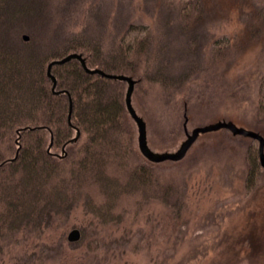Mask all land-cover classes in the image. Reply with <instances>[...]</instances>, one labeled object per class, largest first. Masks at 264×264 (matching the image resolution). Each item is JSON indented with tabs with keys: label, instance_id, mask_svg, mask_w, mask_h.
<instances>
[{
	"label": "rangeland",
	"instance_id": "1",
	"mask_svg": "<svg viewBox=\"0 0 264 264\" xmlns=\"http://www.w3.org/2000/svg\"><path fill=\"white\" fill-rule=\"evenodd\" d=\"M16 1L7 36L40 52L45 45L60 48L67 37L81 34L98 39L107 49L130 22L150 28L152 62H164L175 75L189 73L190 81L171 94L155 88L139 95L133 89L131 102L146 123L147 143L154 152L175 151L186 131L218 121H230L264 138V109L257 112L258 97L264 93V0H200L201 14L190 31L179 21V0ZM70 53L77 52L66 55ZM20 60L23 66L34 61L29 67L35 70L42 59ZM50 81L52 94L64 92L56 84L53 89ZM66 94L69 110L72 100ZM67 123L72 125L68 112ZM77 132L79 137L76 129L69 143L77 141H72ZM18 140L19 135L6 161L16 160ZM253 140L218 129L199 134L179 162H161L166 179L177 182L182 195L183 207L177 212L159 199L137 200L132 194L121 198L109 221L99 222L81 200L64 220L7 231L0 264H12L14 256L26 264H264L263 167L252 189L246 188V148ZM252 144L258 146V141ZM51 145L50 134L47 152L66 154L64 146L56 154ZM23 177L33 182L35 175L27 172ZM72 229L80 231V238L70 242Z\"/></svg>",
	"mask_w": 264,
	"mask_h": 264
},
{
	"label": "trees",
	"instance_id": "2",
	"mask_svg": "<svg viewBox=\"0 0 264 264\" xmlns=\"http://www.w3.org/2000/svg\"><path fill=\"white\" fill-rule=\"evenodd\" d=\"M16 2L0 0V163L5 161L0 167V247L7 231L27 226L35 229L42 222L64 220L81 200L84 209L99 222L109 221L121 198L132 194L137 200L159 199L177 212L183 207L177 182L167 180L161 162L147 160L138 149L137 127L125 105L126 82L88 74L77 59H71L52 66L56 87L64 91L52 94L46 64L51 58L77 52L89 68L134 78V90L139 95H149L155 88L176 93L189 84V73L175 75L165 69L164 62L153 63L152 32L135 22L123 27L107 49L98 39L83 34L67 37L58 45L60 48L45 45L44 52L25 47L7 36L10 18L18 8ZM201 3L179 0L177 15L184 23V31L197 23ZM22 56L28 63L37 56L42 60L33 70L31 63L21 64ZM66 92L72 100V125L67 123ZM257 101L260 115L264 109L263 92ZM42 111L47 113L42 115ZM143 115L149 119L146 112ZM76 129L80 135L77 141L69 143ZM50 134V151L57 154L64 146V156L47 152ZM18 135L20 152L15 161L8 162ZM252 143L246 148L247 189L263 169L258 146ZM9 166L11 170L2 175V170ZM27 172L35 175L33 182L29 177L23 180ZM175 216L179 219L177 213ZM11 263L26 264L19 256L12 257Z\"/></svg>",
	"mask_w": 264,
	"mask_h": 264
},
{
	"label": "water",
	"instance_id": "3",
	"mask_svg": "<svg viewBox=\"0 0 264 264\" xmlns=\"http://www.w3.org/2000/svg\"><path fill=\"white\" fill-rule=\"evenodd\" d=\"M24 39L27 37L24 36ZM71 59H77L80 61L82 67L85 69L88 73H97L104 77L110 78V79H116L121 80L127 83V88L125 91V105L126 109L130 115V117L133 119V121L136 124L137 127V145L140 153L149 161L159 163L163 162L165 160L170 161H179L181 160L187 150L191 147L193 142L196 140V138L199 136V134L216 131L218 129H227L230 131L233 135H241L245 137H249L251 139L258 141V157H259V163L260 166L264 168V138L257 132H254L249 129H245L242 127H238L235 124H233L230 121H218L216 123L208 124L201 127H196L192 129L190 132H185V139L180 143L178 148L175 151L172 152H154L151 150L147 143V135H146V123L143 120L141 116L137 114L135 109L133 108L132 102H131V95L134 89V85L136 83V80L133 79L131 76L124 75V74H108L104 73L103 71L99 69H89L86 67L84 59L82 58L81 54L78 53H70L63 57L60 60H53L51 61L47 66V75L50 77V79L53 82V89L55 87V78L51 75V67L56 64H61L63 62H66ZM69 96V95H68ZM70 100V99H69ZM71 110H72V104L70 101L69 104V110H68V120L70 121L71 116ZM78 132L76 136L72 139V141L76 140L78 137ZM68 241L73 242L77 241L80 238V231L78 229H72L68 233Z\"/></svg>",
	"mask_w": 264,
	"mask_h": 264
}]
</instances>
